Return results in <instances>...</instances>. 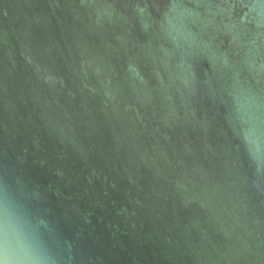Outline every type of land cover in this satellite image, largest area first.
<instances>
[{
    "label": "water",
    "instance_id": "water-1",
    "mask_svg": "<svg viewBox=\"0 0 264 264\" xmlns=\"http://www.w3.org/2000/svg\"><path fill=\"white\" fill-rule=\"evenodd\" d=\"M0 264H264V0H0Z\"/></svg>",
    "mask_w": 264,
    "mask_h": 264
}]
</instances>
